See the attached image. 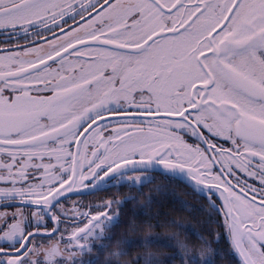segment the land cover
<instances>
[{"label":"snow or ice","instance_id":"snow-or-ice-1","mask_svg":"<svg viewBox=\"0 0 264 264\" xmlns=\"http://www.w3.org/2000/svg\"><path fill=\"white\" fill-rule=\"evenodd\" d=\"M158 179L203 199L181 206L214 241L151 250L110 190ZM176 255L264 264V0H0V264Z\"/></svg>","mask_w":264,"mask_h":264},{"label":"trees","instance_id":"trees-1","mask_svg":"<svg viewBox=\"0 0 264 264\" xmlns=\"http://www.w3.org/2000/svg\"><path fill=\"white\" fill-rule=\"evenodd\" d=\"M159 182L160 179L154 181L151 185H145L142 194H138L139 190L137 188L129 186H123L111 191L121 197L129 194L137 195V200H129L124 206V218L132 216L135 212L138 214V220L151 221L152 224L158 225L152 228L151 232L159 234L160 241L162 242L153 244L151 250L162 254L173 251L182 253L183 250L179 249L178 240L187 239L190 243L194 241L197 244V249L203 243L199 236H203L209 241H214L218 232V226L214 220L209 219L208 212L200 210L198 207H191V210H189V206L205 203L203 199L194 195L184 185L170 186L167 194L157 191L154 185ZM171 187H175L174 192L171 191ZM149 196L152 197L151 203L141 208V205L146 204ZM182 201H188L189 206L182 207ZM205 207L207 206L205 205ZM172 221H176L177 223H172ZM189 228L194 229L199 236L193 235L189 231ZM209 229H212V231H209ZM127 235L133 238H142L145 232H129ZM168 244L175 245V248L168 247ZM210 246L215 248L216 244L212 243ZM220 247L223 248V242H221ZM144 251H147V249L143 246L135 247L131 249L130 256L122 257V259H130L136 253ZM164 264H180V255H176L171 260H165ZM217 264H223V261L219 257H217Z\"/></svg>","mask_w":264,"mask_h":264},{"label":"flooded vegetation","instance_id":"flooded-vegetation-1","mask_svg":"<svg viewBox=\"0 0 264 264\" xmlns=\"http://www.w3.org/2000/svg\"><path fill=\"white\" fill-rule=\"evenodd\" d=\"M124 186L128 187L127 184H125ZM113 189H117V188H112L110 191H112ZM103 195H104V193H97V194H95V196L90 195L88 197H84L83 199L88 200V201H92V200H95L96 198H98L99 196H103Z\"/></svg>","mask_w":264,"mask_h":264}]
</instances>
